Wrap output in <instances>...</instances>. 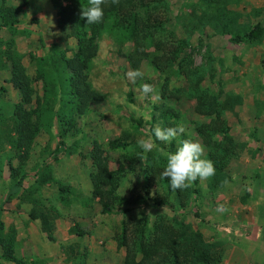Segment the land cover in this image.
<instances>
[{
    "label": "rangeland",
    "instance_id": "374dc122",
    "mask_svg": "<svg viewBox=\"0 0 264 264\" xmlns=\"http://www.w3.org/2000/svg\"><path fill=\"white\" fill-rule=\"evenodd\" d=\"M132 1L136 10L134 15L142 14L151 31L156 28L148 48L150 52L159 54L157 59L162 64L171 57L168 64H165L170 72L163 73L148 59H143L139 70L144 72V78L133 84L127 73L137 69L131 66L125 55L135 50L136 40L122 41L120 29L111 31V28L100 37L99 51L90 65L87 78L92 87L104 95V99L91 101L86 113L79 118L78 127L81 131L69 139L70 145L78 139L79 146H74L72 154H66L54 162V173L75 186L77 192H83V197L70 196L71 204L67 206L58 200L57 184L45 185L40 190L45 205L55 206L59 210L53 239L43 230L40 218H31L33 204L24 200L26 190H21L13 200L5 201L11 185V171L9 163L6 160L3 162L0 216L5 221L6 230L16 233V254L24 260V264H125L126 248L118 245L123 229L126 228L129 239H137L141 232L146 235L152 233L160 222L178 229L176 233L192 230L201 232L213 253L222 256L218 264H228L231 257L224 256L231 253L229 244L241 245L244 241V228L237 220L246 215L247 205L251 211L254 203L264 204V36L257 43L235 42L218 26L216 28L213 23L202 21L207 12L219 10L217 4L213 8L209 7V0H145L149 7L141 9L140 0ZM231 1L229 6L235 8H227L229 21L234 20V12H247L246 8L236 7L241 3L239 5ZM221 5L224 3L221 2ZM1 6L22 8L15 27H0V43L6 49L8 42L13 41L12 47L22 54L27 72L34 80L36 93L33 106L38 105L46 99L44 81L35 79L39 66L37 59L48 56L53 43H57L61 50L72 57L77 50V39L68 28L62 30L59 27L58 9L50 0H27V4H22V0H0ZM134 18L131 17L132 20ZM120 19L128 24L124 18ZM241 21L247 28V18ZM258 22L264 26V22ZM258 22L254 21L248 26L253 27ZM172 50L174 54L170 52ZM8 65L7 68L0 66V86L6 88V91H0V100L7 105L5 109L11 108L14 102L22 101V93L8 81L12 62ZM50 70L52 73V68ZM143 83L155 88V95L150 99H138L137 89ZM130 91L133 92V100L129 99ZM164 92L168 93L167 98H164ZM238 95L243 97V102L224 110L221 116L227 124V132L236 142L235 153L225 172L203 183L200 180L194 182L184 204L172 197L167 205L139 206L133 189L143 193L146 183L132 173L131 163L139 165L141 161L144 165L154 164L164 168L166 154L176 152L179 147L177 141L172 146L156 140L155 128L184 124L187 132L181 139L203 144L206 148L205 158L209 159L208 153L213 147L207 146L194 128L196 123L210 122L216 115L200 118L197 108L208 106L209 103L213 108L211 102L217 106L228 96ZM159 106L161 109H174L180 115L179 118L159 119ZM154 116L157 117L156 122ZM132 118L141 119L143 125L134 127L130 121ZM41 121L43 128L27 162L28 171L36 169L49 149H53L57 143L59 125L55 116L48 114ZM150 123L155 127L152 128ZM133 133L136 136L131 139L136 141L151 136L155 148L151 152H143L138 144L128 150H112L109 147L112 139ZM94 141H98L109 154L111 169L122 167V172L126 174L118 193L122 198L121 209L130 208L127 212L103 214L98 200L91 207L82 204L84 197L92 195L90 173L93 171V163L89 151ZM2 149L0 147L2 155L11 150L10 145ZM124 153L132 156L125 159L122 156ZM14 161V165H17V160ZM224 180L229 181V186L222 187ZM26 182V187L31 186L34 179L28 177ZM195 186L199 187V193L193 191ZM155 188L151 190L154 196ZM160 191L163 192V189ZM220 205H224L226 210L217 211ZM251 214L260 218L264 224V208L260 207L259 213V206H254ZM77 225L86 234L78 236L71 233L72 227ZM253 234L250 240L254 241L264 232L255 231ZM230 235L233 238L242 237L230 242ZM261 252L264 253V250ZM0 261L4 264H19L2 259Z\"/></svg>",
    "mask_w": 264,
    "mask_h": 264
},
{
    "label": "trees",
    "instance_id": "16d2710c",
    "mask_svg": "<svg viewBox=\"0 0 264 264\" xmlns=\"http://www.w3.org/2000/svg\"><path fill=\"white\" fill-rule=\"evenodd\" d=\"M50 1L58 9L57 22L59 27L62 30L68 28L71 35L77 39V50L72 57H69L64 50L59 48L57 43H53L51 53L37 59L39 66L35 79L44 81L46 100L33 106L36 93L34 80L27 72L22 54L12 47L13 41L8 42L6 49H3L2 43H0V66L7 68L9 67L8 63L12 62L11 77L8 81L12 82L14 88L22 93V101L14 102L8 109H5L7 105L0 100V147L4 149L10 145L11 148L4 155L0 153V176L3 175V162L6 160L11 171V185L5 201L13 200L21 190H26L27 194L24 195V200L33 204L30 211L31 218H40L43 230L47 232L49 238L53 239L56 228L55 221L59 210L55 206L45 205L40 190L45 185L57 184L58 200L67 206L71 204L70 196L83 197V192H77L75 186L68 184L54 173V162L59 161L66 154H72L74 146H79L78 139H75L72 145L69 144V139L81 131L78 127L79 118L86 113L91 101L104 99V95L96 91L87 78L90 65L99 51L100 37L111 28V31L120 29V40L122 41L125 39L136 40L135 50L125 55L134 69H139L142 60L148 59L156 69L162 70L161 72H170V68L165 64H168L171 57L162 64L157 59L159 54L150 52L149 42L154 38L156 28L151 31L142 14L134 15L136 10L134 4L132 5V0H120L119 5H114L109 0L108 4L103 6V21L91 25H87L86 20L80 18L81 7H89V0ZM221 2L224 5H221ZM139 3H142L139 9L149 7L145 0H140ZM22 4H27V0H22ZM207 4L212 8L214 4H217L219 10L207 12L202 17V21L213 23L216 28L218 26V29H221L224 34L230 35L235 42L257 43L261 41L262 35L264 36V26L260 22L253 27L247 24L246 28L241 21L242 13L239 11L234 12L232 16L234 20H228L230 19L227 9L229 0H209ZM21 11V6H1L0 27H15L18 23V14ZM132 16L135 17L133 20L131 19ZM120 17L124 18L128 24L123 23ZM110 23H114V25L112 26ZM170 52L174 54L173 50ZM50 68H52V73ZM0 91H6V88L0 86ZM163 94L164 98H167L168 93L164 92ZM129 99L133 100L132 91L129 93ZM243 100L240 95L228 96L220 105L216 106V103L211 102L213 108L210 103L208 106L201 105L202 107L197 108L200 118L216 115L210 122L196 123L194 128L203 142L207 146L213 147L208 156L214 163L215 176H220L225 172L236 148V142L233 136L227 132V124L221 116L224 110L232 109L241 104ZM157 108L160 109L159 119L169 120L180 116L172 108L161 109L160 106ZM48 114L55 116L58 121L57 143L53 149H49L48 154L36 169L28 171L27 162L31 158L35 140L43 128L41 119ZM153 119L156 122L157 117L154 116ZM130 121L136 128L143 125L141 119L132 118ZM150 124L152 128L155 127L153 123ZM132 136L134 137L136 134L114 138L109 142V147L112 150H128L132 145L137 144L135 139H131ZM217 137H221V139L219 140ZM170 144L175 146L176 140ZM127 154L124 153L122 156L125 159L132 156ZM89 156L93 163V171L90 173L93 189L91 197L83 198V206L91 207L94 201L98 200L103 214H120L130 210V208L121 209L122 198L118 193L121 181L126 176L122 172V167L116 170L111 169L109 154L98 141L93 142ZM14 160H17V165H14ZM162 169L163 167L154 164L144 165L141 161L139 165L134 162L131 163L132 173L138 179H144L146 183L143 193H138L136 188L133 189V193H136L135 197H138L139 206L143 207L147 204L167 205L172 197L179 199L184 204L191 188L173 190L170 185V178H163L160 175ZM28 177H32L34 183L26 187ZM198 181L195 182L198 183ZM152 187H156L155 196L152 195ZM161 189L163 192L160 191ZM193 191L199 193L200 189L195 186ZM127 202L131 203L130 200ZM176 231L178 229L175 230L172 225L160 222L155 226L152 233L146 235L141 232L137 239H129L126 228H124L118 239V245L126 248L125 264H218L221 262L222 256L213 253L211 246L205 242L201 232L192 230L191 232L176 233ZM71 233L78 236L86 234L80 225L73 226ZM15 234L14 231L6 230L5 221L0 216V260L24 264V260L19 259L16 254ZM1 262L0 264H4Z\"/></svg>",
    "mask_w": 264,
    "mask_h": 264
},
{
    "label": "clouds",
    "instance_id": "9594fccd",
    "mask_svg": "<svg viewBox=\"0 0 264 264\" xmlns=\"http://www.w3.org/2000/svg\"><path fill=\"white\" fill-rule=\"evenodd\" d=\"M109 0H89V7H81L80 18L86 20L87 25L99 24L104 18V8ZM114 5H119L120 0H111ZM144 72L137 69L129 71L127 77L131 83L144 78ZM140 100L150 99L155 95L153 85L143 83L137 89ZM187 129L184 124L161 128L157 126L154 130L155 139L163 144L171 143L176 140L179 147L174 153L166 154V165L160 175L163 178H170V185L173 190H184L190 188L192 184L200 180L202 183L213 177L216 169L213 161L205 158L206 148L203 144L191 139H181L186 135ZM137 144L143 152H151L155 148V142L151 136L137 139ZM229 186V181L224 180L222 187ZM225 206L220 205L217 211H225Z\"/></svg>",
    "mask_w": 264,
    "mask_h": 264
},
{
    "label": "crops",
    "instance_id": "0c3cea01",
    "mask_svg": "<svg viewBox=\"0 0 264 264\" xmlns=\"http://www.w3.org/2000/svg\"><path fill=\"white\" fill-rule=\"evenodd\" d=\"M233 3H241L240 6H237L238 9L240 7L246 8L247 12H244L242 14V18H247V24H252L258 21L263 20L264 15V0H232ZM230 9H234L235 7L232 5V7L229 6ZM262 10V11H261ZM261 11L259 14L257 12ZM251 19V21L249 20ZM262 49L264 51V41L262 45ZM264 174V173H262ZM249 176V174L247 175ZM261 204L260 202L254 203L250 210H253L254 206H259V213H260V207L264 208V204ZM246 207V206H245ZM248 211L246 215H244L240 220H237L241 223V227L244 228V233L242 236L243 242L240 245L235 244H229V248L231 249L230 254H225L224 258L231 257L228 264H264V253L261 252V250H264V234L260 236L257 240H250V237L254 235L253 233L256 232H264V224L260 222V218L253 217L251 214V211H249V206L247 205ZM264 222V221H263ZM241 236V237H242ZM230 242H234L238 238H233L230 235ZM257 241V244L255 242ZM242 246V247H241ZM234 251V252H233ZM233 252V255H232Z\"/></svg>",
    "mask_w": 264,
    "mask_h": 264
}]
</instances>
